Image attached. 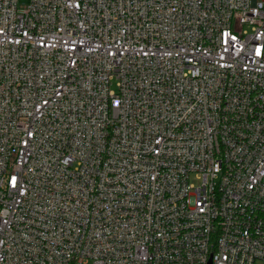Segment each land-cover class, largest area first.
I'll list each match as a JSON object with an SVG mask.
<instances>
[{"label": "built area", "instance_id": "2783aa9c", "mask_svg": "<svg viewBox=\"0 0 264 264\" xmlns=\"http://www.w3.org/2000/svg\"><path fill=\"white\" fill-rule=\"evenodd\" d=\"M0 0V264H264V0Z\"/></svg>", "mask_w": 264, "mask_h": 264}, {"label": "rangeland", "instance_id": "374dc122", "mask_svg": "<svg viewBox=\"0 0 264 264\" xmlns=\"http://www.w3.org/2000/svg\"><path fill=\"white\" fill-rule=\"evenodd\" d=\"M28 0H19L18 4H19V8H23L27 5Z\"/></svg>", "mask_w": 264, "mask_h": 264}]
</instances>
